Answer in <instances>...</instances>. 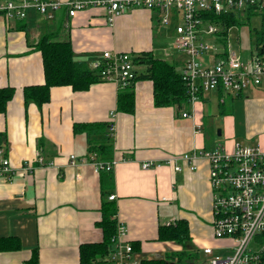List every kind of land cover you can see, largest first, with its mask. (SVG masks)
<instances>
[{
    "label": "crops",
    "instance_id": "obj_1",
    "mask_svg": "<svg viewBox=\"0 0 264 264\" xmlns=\"http://www.w3.org/2000/svg\"><path fill=\"white\" fill-rule=\"evenodd\" d=\"M161 13L135 6L111 24L101 6L78 10L71 17L59 9L50 20L31 9L21 19L0 13V88L14 89L0 112V147L15 168L11 181L0 176V239L13 237L11 243H20L17 249H0V264H83L80 245L102 241L98 222L105 201L114 204L115 220L125 225L124 238L135 243L139 261L181 249V244L158 237L159 226L175 219L188 223L190 239L185 248L197 250L194 264H210L212 256L232 253V239L213 235L207 161L200 158L198 168L191 170L176 159L184 165L176 171L168 159L202 147L233 149L239 142L233 133L234 102L254 90L264 96V88L225 94L223 101L220 91L211 90L181 108L158 107L151 80L138 76L132 113L116 110L117 84L103 78L82 90L70 84L53 85L49 101L41 104L24 99V87L44 82L36 44L45 34L70 40L73 58L89 68L104 50L136 56L150 53L176 64L171 45L174 22L162 24ZM144 69L142 63L136 64L137 74ZM183 111L188 116L182 117ZM216 119L223 121L216 133L224 134L222 142L208 132ZM97 121L113 125L112 133L108 127L107 131L117 163L106 188V174L95 173L92 164L83 161L89 155L85 134L73 131L75 122ZM262 137L257 142L264 147V132ZM38 152L45 157L42 165L36 163ZM70 154L77 157L75 163L70 162ZM27 159L32 169L21 170ZM144 161L152 166L143 168ZM109 194L115 199L110 200ZM203 247H210L212 253H205ZM85 264L112 263L106 254Z\"/></svg>",
    "mask_w": 264,
    "mask_h": 264
},
{
    "label": "built area",
    "instance_id": "obj_2",
    "mask_svg": "<svg viewBox=\"0 0 264 264\" xmlns=\"http://www.w3.org/2000/svg\"><path fill=\"white\" fill-rule=\"evenodd\" d=\"M101 6L106 10V19L112 23L114 18L128 8L140 6L161 11L162 24L173 21L172 48L184 55L179 72L186 82L189 101L196 100L200 94L217 90L223 95L236 94L253 87L264 88V55L252 51L243 58L240 49L229 45L228 35L222 41L225 28L223 22L210 18L209 14H245L250 7L263 8L264 0H0V13L6 18H25L28 11L34 10L50 20L55 11L65 9L68 16L78 10ZM232 27V26H231ZM226 31V34H228ZM208 38H211L208 39ZM99 60L91 68L99 69L102 78L113 81L117 87L135 83L137 76L136 55L127 51L104 50ZM183 111V116H188ZM112 133L113 125L109 126ZM228 150L222 145L212 148L185 151L168 159L173 169L180 171L183 166L191 170L198 168L197 161L203 158L208 163V178L211 192V220L215 238L233 240L232 254L214 255L210 264H264L262 253L264 244L259 241L264 234V147L255 144L234 143ZM36 163H45V157L36 154ZM94 155L85 157L92 164L95 173L100 170L113 171L117 159L96 160ZM181 160L184 165L175 162ZM77 157L70 154V162ZM158 165V164H156ZM141 166L149 168L152 163L144 161ZM21 170H31L29 160H23ZM15 173L9 157L0 147V176L11 181ZM110 200L114 194L108 195ZM116 233L111 238L112 247L108 252L112 264H139L135 257L132 242L125 237L126 227L116 220ZM211 254L210 247H203Z\"/></svg>",
    "mask_w": 264,
    "mask_h": 264
},
{
    "label": "trees",
    "instance_id": "obj_3",
    "mask_svg": "<svg viewBox=\"0 0 264 264\" xmlns=\"http://www.w3.org/2000/svg\"><path fill=\"white\" fill-rule=\"evenodd\" d=\"M259 14L261 18L260 27L255 30V47L257 53L264 55V7H250L246 18ZM210 18L223 22L225 28L237 26L240 23L238 14L229 13L222 15L209 14ZM227 29L222 31L224 37ZM43 59L44 82L39 85H28L24 87V99L33 100L37 104L49 101L50 88L53 85L70 84L74 89L82 90L91 83L102 78L100 70L89 68L84 62L76 61L73 58L72 45L70 40H58L54 35H42L36 44ZM135 63H142L145 69L137 74L152 82L153 103L158 107L174 106L181 108L187 103L190 96L188 86L181 77L177 64L155 57L150 53L139 54ZM135 79V80H136ZM13 87L0 88V112H4L6 105L13 94ZM116 110L122 112L134 111V83L126 84L118 88ZM109 124L97 122H75L74 133H83L88 140L89 155H94L96 160L109 161L112 156V139L107 131ZM87 156V157H88ZM106 174L103 177L104 187L112 180V171L100 170ZM99 173V174H100ZM106 188V187H105ZM101 219L98 225L103 231L102 241L81 244L79 255L81 263H89L97 256L103 257L108 254L112 247V237L116 233L115 206L110 201H105L101 206ZM158 237L161 240L177 242L182 245L181 249L166 251L162 256L146 258L139 261V264H194L198 258V252L194 249L185 248L190 239L189 227L184 219H175L167 225H160ZM13 237L0 239V249H17L20 243H11ZM17 240V239H16ZM259 241L264 244V234L260 235ZM134 247L135 243L132 242ZM264 258V252L262 253ZM32 261H37L36 250L33 251Z\"/></svg>",
    "mask_w": 264,
    "mask_h": 264
},
{
    "label": "rangeland",
    "instance_id": "obj_4",
    "mask_svg": "<svg viewBox=\"0 0 264 264\" xmlns=\"http://www.w3.org/2000/svg\"><path fill=\"white\" fill-rule=\"evenodd\" d=\"M239 19L240 23L237 26H232L228 29V41L232 48L235 50L240 49L243 58H247L253 50H256L255 30L260 27L261 18L259 14H255L248 19L245 14L241 13ZM166 28L169 27L166 26ZM208 39L211 40V38ZM183 57L181 52L174 49V58L177 60L176 64L178 69L180 68V61ZM247 95L248 98H242L234 102L235 120L233 123V133L239 143L255 144L257 140L263 138L264 96H260L262 93L256 90L249 92ZM222 124L223 121L221 119H216L212 128L208 130L210 134H213V138L217 142L224 140V134L221 136L216 134L217 128L222 129Z\"/></svg>",
    "mask_w": 264,
    "mask_h": 264
},
{
    "label": "water",
    "instance_id": "obj_5",
    "mask_svg": "<svg viewBox=\"0 0 264 264\" xmlns=\"http://www.w3.org/2000/svg\"><path fill=\"white\" fill-rule=\"evenodd\" d=\"M219 133H220L219 130H217V134H218V135H219Z\"/></svg>",
    "mask_w": 264,
    "mask_h": 264
}]
</instances>
